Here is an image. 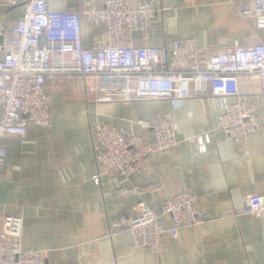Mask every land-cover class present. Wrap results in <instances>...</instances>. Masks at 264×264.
<instances>
[{"label":"crops","instance_id":"obj_1","mask_svg":"<svg viewBox=\"0 0 264 264\" xmlns=\"http://www.w3.org/2000/svg\"><path fill=\"white\" fill-rule=\"evenodd\" d=\"M104 0H47L50 9L81 10L87 2ZM157 10L147 40L138 33L134 46H171L180 38L216 52L234 41L249 46L264 42V31L253 18L241 15L237 0H151ZM253 0H244L251 8ZM17 9L0 6V17L16 20ZM100 28L82 23V42L91 49ZM88 80L59 76L47 83L49 123L30 126L24 137L2 141L7 154L0 168V217L23 220L21 247L44 250L49 264H264L261 220L243 213L244 198L264 196V97L258 85L240 78V90L257 106L263 127L247 140L232 141L211 132L217 104L196 95L182 101L95 103ZM167 117L177 124L176 144L148 159L140 173L103 178L93 183L90 127L111 124L127 134L137 120ZM210 134L204 153L189 138ZM138 190L123 198L115 190ZM144 190V192H142ZM191 190L199 198L203 223L180 228L176 239L165 236L160 256L131 247L125 234L110 240L117 226L138 202L156 208ZM162 225L170 227L169 218Z\"/></svg>","mask_w":264,"mask_h":264},{"label":"built area","instance_id":"obj_2","mask_svg":"<svg viewBox=\"0 0 264 264\" xmlns=\"http://www.w3.org/2000/svg\"><path fill=\"white\" fill-rule=\"evenodd\" d=\"M243 1L237 0V11L264 31V0H253L249 9ZM0 6L20 11L16 20L0 17V168L7 154L3 140L24 137L30 126L49 123L47 83L59 76L88 80L87 91L98 104L180 102L191 92L208 97L218 110L211 132L235 142L263 127L255 102L240 90V78L256 83L264 97V42L243 46L234 41L221 52L190 38L177 39L169 47L134 46L131 35L147 40L153 27L157 10L151 0L87 2L78 11L52 10L47 0H0ZM83 22L100 28L91 49L82 42ZM176 133L177 124L167 117L132 122L127 134L111 124L93 123V183L140 173L148 159L176 144ZM188 141L204 153L210 134ZM134 192L139 193L118 187L115 197ZM242 211L261 220L264 228V196H246ZM163 218H169V228L163 227ZM203 221L198 196L187 190L156 208L138 202L107 237L114 241L126 234L133 249L160 256L165 236L176 239L180 228L198 227ZM22 228L21 218L0 217V264H49L46 251L21 247Z\"/></svg>","mask_w":264,"mask_h":264}]
</instances>
